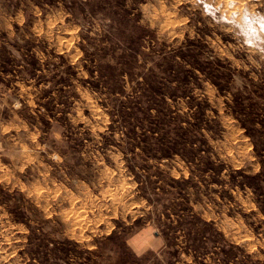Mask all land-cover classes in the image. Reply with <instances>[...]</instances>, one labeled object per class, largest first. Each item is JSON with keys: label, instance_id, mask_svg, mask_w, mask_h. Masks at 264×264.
I'll list each match as a JSON object with an SVG mask.
<instances>
[{"label": "rangeland", "instance_id": "rangeland-1", "mask_svg": "<svg viewBox=\"0 0 264 264\" xmlns=\"http://www.w3.org/2000/svg\"><path fill=\"white\" fill-rule=\"evenodd\" d=\"M0 264H264V0H0Z\"/></svg>", "mask_w": 264, "mask_h": 264}]
</instances>
